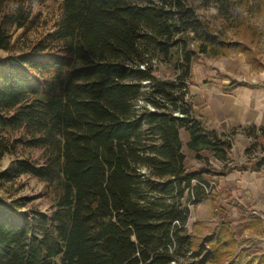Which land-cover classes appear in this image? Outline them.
Listing matches in <instances>:
<instances>
[{"label": "trees", "instance_id": "trees-1", "mask_svg": "<svg viewBox=\"0 0 264 264\" xmlns=\"http://www.w3.org/2000/svg\"><path fill=\"white\" fill-rule=\"evenodd\" d=\"M10 1L16 12L2 22L26 28L38 20L26 8L47 0L0 4ZM51 1L59 16L28 49L11 51L0 26L9 50L0 55V161L15 157L0 173L10 183L0 193V264H264L255 249L242 261L226 219L194 242L191 206L216 182L209 168L186 164L180 137L189 132L199 161L209 163V150L225 163L216 174L231 168L237 130L205 125L189 80L200 54L243 51L260 65L237 35L259 39L249 20L264 14V0ZM243 129L261 143L264 126ZM25 174L43 182L47 209L15 194Z\"/></svg>", "mask_w": 264, "mask_h": 264}, {"label": "rangeland", "instance_id": "rangeland-1", "mask_svg": "<svg viewBox=\"0 0 264 264\" xmlns=\"http://www.w3.org/2000/svg\"><path fill=\"white\" fill-rule=\"evenodd\" d=\"M16 7L17 6L15 4V1L5 2L3 3V5L0 4V26L8 29L11 35L10 50L14 52L28 49L36 40L39 34L38 29L47 27V21V28H49L52 25V18L56 19L59 16L57 4L53 3L51 0H47L46 2L42 3L35 1L26 8V10L29 11L30 16H37L36 19L38 20L32 25L25 28L23 26L18 27L17 24L11 23L9 21L6 24L2 22L6 15H14V13L16 12ZM199 11L212 19L214 18L213 16L216 13V10L214 8H199ZM11 18L12 17H9V19ZM249 22L260 27L261 34L260 37L258 36L259 39H252V36L250 34H238L237 37H239L244 43L247 42L248 44H250L253 52L252 57L257 58L261 66L252 65L251 62H249V60L247 59L246 53L243 51L233 50L228 55L218 57H211L203 54L198 55L193 62L192 75L189 80V93L191 95L193 105L195 101L198 105V97L199 95H201L202 85L209 80H213L212 78L208 77V73H215L213 75L217 74L228 76L226 74H223L224 71H222L221 73L218 68L212 67V65H218L217 63H215V61L218 62L221 59L236 57L240 58L242 67L247 68L250 72H264V14L262 13L261 15L252 16ZM231 35L236 37V33L234 32H231ZM8 51L9 50L5 48H0V55H5ZM212 61L214 63L210 64ZM214 70H216V72ZM169 73L170 72L168 69L158 71V75H169ZM236 77L242 79L245 77L247 79L250 78L248 73L241 76L236 75ZM228 78H225V80H228L229 82L233 79V76L231 75ZM180 137L182 140V150L186 155V164L190 165V167L195 168L204 166L209 168L214 174L210 176V179H213L216 182V187L212 189L213 194L210 197L204 198L199 201L198 204L191 206V213L187 222V229L190 233H192L194 242L196 244L205 243L210 232L218 229L221 221L223 219L225 221L226 219L230 221V229H232L236 233V236L239 240V242H237L236 249L245 250L246 248V250H249L248 253H251L250 255H247V251H243L242 261L247 260L253 254L254 249L256 250L255 254H264L261 247V245L264 247V237L256 238L250 235L247 232V225L241 222H235L232 217V211L230 209L233 205L231 204L232 199H230V195L227 194V191L221 184L223 174H216V172L224 167L222 166L223 161L216 159L213 156L212 151L209 150L203 151V154L210 158L209 163L207 164L205 161H199L196 158L194 151L187 146L188 131L186 129H180ZM255 141L257 143L256 148H254L253 151H245L246 147L250 146ZM243 146L244 145L240 141V139L233 140V149L232 151L230 150L229 154V159L231 162H229V166L234 163L237 169L247 170L249 167H251L248 166V163H246L248 161L253 162V164H256V168H259L258 166L262 165L264 162L263 144L255 140V138L249 137L247 146L244 148V150ZM14 160V155L8 153L5 154L0 161V173L1 171H5V169H7L14 162ZM243 163H245L244 165H246L247 168L243 166ZM13 181V186L19 187V190H17L15 193L16 195H27L32 198L30 203L38 204L42 209L48 208L49 204L47 200L42 197V193L44 190L43 182L33 176L26 174L16 178ZM1 182L3 183H0V193H4L5 191H7L6 189L9 187L10 183L4 181ZM224 207L229 208L230 211H228V214L227 210H225Z\"/></svg>", "mask_w": 264, "mask_h": 264}, {"label": "crops", "instance_id": "crops-1", "mask_svg": "<svg viewBox=\"0 0 264 264\" xmlns=\"http://www.w3.org/2000/svg\"><path fill=\"white\" fill-rule=\"evenodd\" d=\"M212 63L214 62L212 61L210 64ZM215 63L218 65H212V67L218 68L221 73L224 71L223 74L228 76L208 73V77L213 80L202 85L198 105L195 101L194 108L208 128H214L218 132L236 129L234 139H240L244 150L249 137L252 136L248 135L243 128L264 126V72H250L247 68L242 67L240 58L236 57L221 59ZM214 71L216 72V70ZM246 73L250 78L236 77V75L241 76ZM231 75L233 76L232 80L229 82L225 80ZM234 80L238 81V84L229 86V83ZM260 141L264 146V135ZM232 149L233 147L231 151ZM228 161L230 162V159ZM246 163L251 166L247 170H239L234 163L231 164L232 167L222 175L221 184L232 199L231 204L233 205L230 209L234 221L246 224L247 232L250 235L263 238L264 162L258 166L259 168H256V164L253 162L247 161ZM244 164L243 166L247 168ZM224 165L223 162L222 166ZM224 209L228 214L229 208L224 207ZM261 247L264 252V247L262 245Z\"/></svg>", "mask_w": 264, "mask_h": 264}]
</instances>
